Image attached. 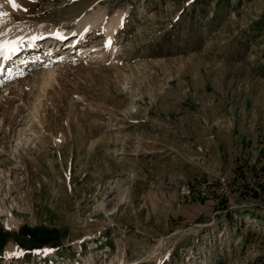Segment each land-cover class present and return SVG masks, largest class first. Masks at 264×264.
<instances>
[{
    "label": "rangeland",
    "instance_id": "1",
    "mask_svg": "<svg viewBox=\"0 0 264 264\" xmlns=\"http://www.w3.org/2000/svg\"><path fill=\"white\" fill-rule=\"evenodd\" d=\"M23 6L28 50L98 23L0 86V264H264V0Z\"/></svg>",
    "mask_w": 264,
    "mask_h": 264
},
{
    "label": "bare ground",
    "instance_id": "2",
    "mask_svg": "<svg viewBox=\"0 0 264 264\" xmlns=\"http://www.w3.org/2000/svg\"><path fill=\"white\" fill-rule=\"evenodd\" d=\"M13 2L16 5H18V7L16 9H13L11 4L8 3V0H2L0 2L1 3L0 4V13L3 12V10H8V11H14V13L16 14L15 11H20L22 8H24V6H23L24 5V0H13ZM19 16L20 15L18 14V17ZM97 17H98V15L95 14V13L93 15H89V16L85 15V16L81 17L80 26L77 27V30H74V31L73 30L65 31V29L62 30V31H57V29H56V31L54 33H52V35H42L39 38L40 40H42V45H38L40 43L36 42L35 45L32 46L33 48H31L30 50H28L29 46H27V45L23 46L24 41L13 39L14 32L17 29H19V28L13 29L12 32L10 33V35H5V31L3 30V28L0 25V46L4 45L5 42H7L8 45H9L8 49L0 48V76H4L3 70L6 67L8 68V71L10 72V75H11L10 78L8 76V77H4L5 79L4 78L0 79V86L5 83V82L3 83V81H7L8 79H11L13 77H16V78L18 77V79L21 78L19 76V74L21 72L16 75V73H18L16 71H19V70L22 71V68L25 65L35 66L38 63H42L44 61L46 62V60H49L50 58L55 57V55L52 56V51H50L51 49L50 50L49 49L48 50L45 49V51H47L49 53L44 54V51H43L42 54L38 55L40 53V50H38V49H40L44 45L43 41L45 39H49V42H51V40H54V42L57 41L56 45L60 46L59 45L60 43H58V42L62 41L64 39L63 36L67 37L68 35H70V41L67 42L66 48H71V49L74 48L75 43H77L79 40H83L84 42H87L88 38H90L89 35L92 34L90 29L92 28V26H95V24L98 23L97 22ZM12 18H11V22H14V21H12ZM110 19L111 20H109V21H107L105 23L101 22V23L98 24V25L101 26L102 31H104L106 33V37L108 39V42H106L107 43V48L112 44V42L114 40V36L117 35V32H118L119 28L121 27V21H123L125 19L124 13L123 14H115ZM3 20L6 21L7 19H3ZM17 20L18 19L16 18L15 21H17ZM7 22L9 23L8 20H7ZM106 23H107V25H106ZM0 24H2L1 20H0ZM21 27H23V26H21ZM41 27H43V26H41ZM23 28H26V26L23 27ZM65 32H68V33H65ZM95 34H96V32H95ZM30 41L31 40L26 41L27 44H29ZM12 48H15V52L11 51ZM16 53H19V55L17 56ZM5 54L8 56V59L4 58ZM63 54H64L63 57H65L66 54L65 53H63ZM63 54H60V55L62 56ZM48 55H49V57H48ZM31 57H33V58H31ZM40 60H42V61L39 62ZM14 61H15L16 65H14ZM28 66L26 68H28ZM13 72H16V73L13 74ZM50 72L46 71V72H44V74L47 73L49 75ZM23 75H24V73H23ZM18 86L21 88V90L23 89L22 84L18 83ZM7 89L9 91L10 95L16 94L18 92V90L14 87V85L13 86L11 85L9 87L6 86V89L4 91L0 90V97H1L2 94L3 95L5 94L4 92H6ZM2 98L4 99L3 96H2ZM2 104H3L2 100H0V107L2 106ZM10 215H11V213H10ZM5 224H6V227H10V226L13 227L14 225H16L13 216L7 217L5 219ZM13 250H15L14 247L12 246V244H9L6 247V249H5V254L6 255L12 254Z\"/></svg>",
    "mask_w": 264,
    "mask_h": 264
},
{
    "label": "snow or ice",
    "instance_id": "3",
    "mask_svg": "<svg viewBox=\"0 0 264 264\" xmlns=\"http://www.w3.org/2000/svg\"><path fill=\"white\" fill-rule=\"evenodd\" d=\"M8 3L11 4V6L13 7V9H16L18 7V5H16L13 0H8ZM4 15H6V13H0V18H2ZM0 48L3 49H8L9 45L7 42L4 43V45L0 46ZM11 51L15 52V48H12ZM5 59H8V56L5 54L4 56Z\"/></svg>",
    "mask_w": 264,
    "mask_h": 264
}]
</instances>
